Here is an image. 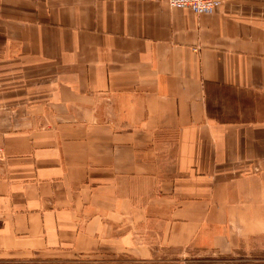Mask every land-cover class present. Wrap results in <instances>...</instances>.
Here are the masks:
<instances>
[{
  "label": "crops",
  "instance_id": "1",
  "mask_svg": "<svg viewBox=\"0 0 264 264\" xmlns=\"http://www.w3.org/2000/svg\"><path fill=\"white\" fill-rule=\"evenodd\" d=\"M263 248L264 0H0V264Z\"/></svg>",
  "mask_w": 264,
  "mask_h": 264
},
{
  "label": "rangeland",
  "instance_id": "2",
  "mask_svg": "<svg viewBox=\"0 0 264 264\" xmlns=\"http://www.w3.org/2000/svg\"><path fill=\"white\" fill-rule=\"evenodd\" d=\"M229 96H218L215 100V114H221L223 112H233L231 110H224L222 106H218V103L221 102V98L227 99ZM224 99V100H225ZM177 261H181L182 264H264V248L255 249L250 252H242L237 255L227 257H220L216 255H210L207 257H196L193 255L177 258Z\"/></svg>",
  "mask_w": 264,
  "mask_h": 264
},
{
  "label": "built area",
  "instance_id": "3",
  "mask_svg": "<svg viewBox=\"0 0 264 264\" xmlns=\"http://www.w3.org/2000/svg\"><path fill=\"white\" fill-rule=\"evenodd\" d=\"M171 7L189 8L195 13L211 12L220 5V0H167Z\"/></svg>",
  "mask_w": 264,
  "mask_h": 264
}]
</instances>
